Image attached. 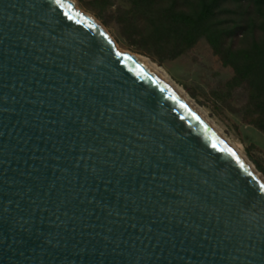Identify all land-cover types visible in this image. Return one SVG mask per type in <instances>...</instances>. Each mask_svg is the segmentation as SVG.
I'll return each mask as SVG.
<instances>
[{
  "label": "water",
  "instance_id": "obj_1",
  "mask_svg": "<svg viewBox=\"0 0 264 264\" xmlns=\"http://www.w3.org/2000/svg\"><path fill=\"white\" fill-rule=\"evenodd\" d=\"M0 264H264V187L71 0H0Z\"/></svg>",
  "mask_w": 264,
  "mask_h": 264
},
{
  "label": "rangeland",
  "instance_id": "obj_2",
  "mask_svg": "<svg viewBox=\"0 0 264 264\" xmlns=\"http://www.w3.org/2000/svg\"><path fill=\"white\" fill-rule=\"evenodd\" d=\"M72 1L120 50L152 61L264 177V2Z\"/></svg>",
  "mask_w": 264,
  "mask_h": 264
},
{
  "label": "bare ground",
  "instance_id": "obj_3",
  "mask_svg": "<svg viewBox=\"0 0 264 264\" xmlns=\"http://www.w3.org/2000/svg\"><path fill=\"white\" fill-rule=\"evenodd\" d=\"M72 1V0H71ZM73 7L74 3L72 1ZM76 8V7H75ZM95 21V20H94ZM97 22V21H96ZM98 23V22H97ZM113 44L116 48L117 45L113 41ZM119 49V48H118ZM135 55V54H134ZM137 58H140L147 62V64L156 72V74L175 92V94L182 99L190 109L196 113L200 119L224 142V144L251 170V172L255 175L258 181L264 187V177L246 160V158L239 153V151L234 147L232 142H230L205 116V114L198 108V106L186 95V93L178 87L175 83H173L163 72L159 70V68L149 59L135 55Z\"/></svg>",
  "mask_w": 264,
  "mask_h": 264
},
{
  "label": "trees",
  "instance_id": "obj_4",
  "mask_svg": "<svg viewBox=\"0 0 264 264\" xmlns=\"http://www.w3.org/2000/svg\"><path fill=\"white\" fill-rule=\"evenodd\" d=\"M258 1H259V2H264V0H258ZM204 11H205V10H204ZM204 11H203V12H204ZM258 107H260V106H258ZM260 120H261V119H258V123H257V124H258L259 127H262V128H263V127H264V123H263L262 121H260Z\"/></svg>",
  "mask_w": 264,
  "mask_h": 264
}]
</instances>
